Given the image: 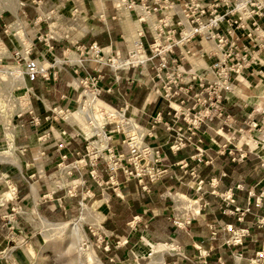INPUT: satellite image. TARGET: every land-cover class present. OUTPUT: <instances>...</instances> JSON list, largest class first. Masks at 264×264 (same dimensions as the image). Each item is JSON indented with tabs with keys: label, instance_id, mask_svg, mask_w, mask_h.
Listing matches in <instances>:
<instances>
[{
	"label": "built area",
	"instance_id": "obj_1",
	"mask_svg": "<svg viewBox=\"0 0 264 264\" xmlns=\"http://www.w3.org/2000/svg\"><path fill=\"white\" fill-rule=\"evenodd\" d=\"M18 1L20 7L31 5L35 10L42 12L34 19L35 26L40 25L44 20L47 21L45 16L55 18L57 22L61 20L60 17L62 19L64 17L59 12L58 6L52 7L45 15L42 8L43 0ZM123 2L126 3L130 13H136V20L141 26L136 46L132 49L129 47L126 56H123L119 50H114L111 45L101 46L93 42L89 46H77L78 54L75 53V58L73 61L70 60V63L68 61L70 58L66 56L70 49H64L65 61H62L54 52L53 42L61 41L63 38L68 39L66 32L59 28L62 35H50L51 24H49L46 33L38 30L32 38L18 17L4 25V33L11 38V25L14 23H18L24 31L28 43L25 52L19 50L12 38L11 40L15 44L16 56L25 59L24 67L22 63L20 67L23 68L22 73L25 79L30 83L40 77L46 81H57L60 73L66 69V65L73 68L75 77L67 81V87L75 91L83 88L77 100V107L81 106L82 99L87 93L97 99H102L105 91L114 93L115 85L123 79L122 72L138 69L148 76L140 82L149 89L147 101L156 104L164 102L167 109L166 111L156 110L147 125L137 122V131L139 134L142 131L143 149L132 136L126 133L124 127H116V124L111 122L103 126L107 140L106 146L102 149L93 144L99 139L98 135L86 138L77 133L66 141L63 135L67 131L61 130L59 137L53 130V126H50L48 131L37 129L34 141L36 149L40 148V154L44 155L46 147L43 144L53 136L56 140L53 147L61 155L58 166L62 168L69 158V153L66 151L68 142L76 136H82L87 142L86 153L78 152V158L69 162L72 168L78 167L77 164L80 162L85 168L90 167V176L100 186L109 183V180L117 177L120 172L125 180L137 179L143 191L150 192V186L146 180L156 183L164 176L171 174V170L164 166L168 156L163 153L161 146H153L147 141V138L156 137V129L159 125L172 134L169 148L173 153L192 146L195 152L191 159L198 163H209V160H205L208 148L203 147V127L210 126L209 124L215 120L221 125L219 132L223 133L228 127H233L236 119L227 113L226 107L236 92L237 85L251 80H257L259 84L264 85V0H123ZM112 3L118 14L120 6L115 3V0H112ZM138 6L142 8V14L138 11ZM78 12L77 8L72 13L71 17H74V21L78 19ZM99 16L106 20L105 16L101 14ZM0 39L9 49L8 42L1 36ZM35 40L42 43L43 49L38 56L33 57ZM48 54L54 56L55 61L60 63L58 69L51 71L55 65H48ZM106 66L113 73L114 83L108 87L102 86L106 79L104 70ZM90 69L93 72H90ZM125 79L128 82L135 81L129 76ZM19 89L23 88H15L11 93L13 99H17L14 105L17 112L11 114L9 121L14 129V145L17 127L29 124L39 128L43 123L42 117L35 112L31 103L30 92L40 99L33 87L28 88L27 94L17 97L16 92ZM0 93L3 96L0 106L5 107L6 104L12 103L6 100L4 93ZM26 95H28L30 106L22 108L21 98ZM60 96L61 100L69 97L66 93ZM43 103L48 112L44 120L50 124L55 121L54 119L58 120V115L66 120L64 113L71 110L62 105L50 106L44 99ZM116 110L128 117L125 107L116 108ZM26 114H29V119H24ZM17 119L20 121L19 124L14 123ZM249 122L257 125L256 121ZM106 126H111L109 132L105 130ZM238 130L241 132L244 129ZM118 134L123 136L122 143L127 145L128 154L118 151L113 144L114 137ZM29 142L32 143L30 139ZM29 142L20 148L27 151L30 147ZM223 145L227 146L225 143ZM217 152L224 153L225 149ZM230 153L233 154L234 151L230 150ZM101 163L106 166L105 171L109 175L107 181H104V175L99 169ZM177 164L185 173L196 177V170L189 171V162L186 159L180 160ZM196 181L199 183V191L202 189L204 180ZM85 183L86 180H83L82 184ZM14 190L16 192L17 187H14ZM7 218L9 222L14 219L11 215ZM174 223L177 225L176 221ZM259 223L261 227L264 226V218H261ZM249 232L246 228L238 230V238L232 244H242L243 237ZM107 244L106 248L104 244L103 249L109 251L111 243ZM257 253L250 264H264V249ZM243 258L241 252L235 254L238 263Z\"/></svg>",
	"mask_w": 264,
	"mask_h": 264
},
{
	"label": "crops",
	"instance_id": "obj_2",
	"mask_svg": "<svg viewBox=\"0 0 264 264\" xmlns=\"http://www.w3.org/2000/svg\"><path fill=\"white\" fill-rule=\"evenodd\" d=\"M46 1V0H44ZM61 1V0H59ZM74 1V0H72ZM80 3L82 11H87L94 16H99L100 14H105L106 20L104 18L101 21H90L88 23V27L85 26V32L82 37L76 41L77 46H89L93 42H97L101 46H109L111 45L114 50H119L123 56H126L128 53V49L130 46L133 47V40L137 35V30H141V26L138 20H134V16L128 10L127 6L124 5L120 7L119 13L116 15V11L114 9V5L112 0H77ZM118 0H115L117 4ZM30 6V7H29ZM28 11L27 16L34 20L38 12L28 5L26 7ZM85 16V15H84ZM17 18L15 15H9L8 20L1 17L2 25L0 27L4 31V25L11 21H14ZM124 18V22H123ZM119 20L122 28V33H116V27L114 24L116 22L109 20ZM0 22V23H1ZM35 29V27H33ZM87 28V30H86ZM124 38V40L122 39ZM54 43V42H53ZM66 43V42H62ZM55 48H60V41H55ZM63 50V47H61ZM41 50L35 48V54L38 56ZM66 70V69H65ZM106 73V79L102 83V86L108 87L113 84V73L108 66L104 68ZM68 71V69H67ZM90 72H93L90 69ZM65 73V72H64ZM63 71L60 73L59 79L57 81H46L43 78H39L37 81L33 83V87L43 96L45 102L50 106L62 105L63 107L69 106L65 100H60L56 98L53 94L55 90H58V86L61 87V82L63 79ZM123 79L120 83L115 85V92L108 93L103 92L102 99L107 103L111 104L116 108L125 107L127 110V116L132 117L131 119L136 122H140L141 124L147 125L150 117L156 112V110L162 109L166 111V105L164 102L160 104H156L155 102L147 101L148 95V87L144 84L141 85V79L145 80L148 76L145 73H141L138 69H131L130 71L122 72ZM129 76L132 79H135L134 82H128L125 77ZM140 80V81H137ZM69 81V80H68ZM252 81V80H251ZM63 89V93L71 94L72 90L68 88L65 84ZM240 85V84H239ZM70 99V96L68 97ZM76 102V100H74ZM237 101V102H235ZM237 103V104H236ZM252 104V103H251ZM240 103L238 98L234 96L230 99V102L227 103V113L232 115L234 119H236L235 128H249V121L246 119V116H242L243 111L240 109ZM48 114L45 107H42L41 111L38 113L42 117V126L36 128L32 125H25L23 129H19V134L17 135L16 143L19 146L27 145L29 139L33 137L36 133L37 129L46 130L50 129V126H53V130L56 132V125H51L49 122H46L45 116ZM258 122V121H257ZM80 124V123H79ZM82 124V123H81ZM210 124L217 125V120L211 122ZM209 124V125H210ZM59 125V124H58ZM84 127V126H83ZM86 130V128H84ZM213 129V128H212ZM59 130H71V125H68L66 122H62L59 125ZM203 131L206 133L212 134L209 126H204ZM167 136V139L165 138ZM213 135V134H212ZM165 136V137H164ZM123 136L118 134L115 135L113 141L114 145L120 152H124L128 154V147L126 144L122 143ZM151 139L152 143L149 142ZM217 139L224 143L223 136H217ZM172 140V134L167 132L162 125H159L156 129V137L155 138H147L148 143L153 146H161L164 154L168 156V160L164 163V166L168 167L171 170V174L168 177H164L160 181L156 183H151L149 180L146 182L150 186V192H145L142 189L141 184L137 179L125 180V177L121 174L120 184L117 187L112 185H106L103 189L105 193L108 194V204L106 206V219L103 222L104 227L111 231L117 237H124L128 240V248H116L114 244H112V250L110 253L103 252L104 256L109 260L108 263L113 262L112 257H120L122 259L125 258V252H131V248L135 246L137 243L135 239V235L132 230V225L130 227L129 224L121 225V229L118 227L114 228L111 224V221L114 219V209L113 205L116 203L124 204L131 203L136 205V215L142 221L138 223L139 230L145 231L147 234L151 235L152 239L156 242H168V243H178L182 246L184 255L187 258L171 256L166 254L165 258H163L164 262L167 264H238L234 254L236 252H242L244 255V259H249L254 256L256 251L261 248L262 243L264 242V227H257L256 221L260 218H264V207L253 209L244 219V221L238 220L237 214H227L223 209L224 198L219 196H214L211 194L203 193L201 200L206 201L209 206L204 209L201 213L200 217H196L192 224L187 226L186 228H178L171 219V199L168 197L161 196L166 189L171 186L172 188L180 189L184 191L185 194L191 195L194 197L198 196V193L190 187V182L187 184L182 180V168L177 164L182 159H189L194 152V147H187L177 153H173L169 144ZM35 141L31 143L32 146H35ZM86 145L87 142L80 136H76L71 139L66 147V151L69 153L68 163L78 158V152L80 154L86 153ZM35 147H28L26 152H30L29 157L33 153V149ZM247 149V148H246ZM252 155L250 157L249 163L253 162V165L250 166L249 170L243 174L235 177L231 175L230 182H222L220 185V189L233 186L235 183L240 182L242 178H245L243 183L246 188L249 189V193H251V189H255L257 192L264 190V178L259 176L258 168L259 163L262 161L260 157L257 155L258 153L251 151ZM217 153V154H216ZM207 155L209 157H216L217 165L219 167H214L210 169L208 175H206V179L209 177L216 178L219 183V179L216 175H219L220 170L222 169V165L220 164V156H218V152L215 149H209ZM259 157V158H258ZM61 160L60 153L51 145V147L46 148L45 154L42 155L41 163L46 171V173H51L55 170V167ZM188 161V160H187ZM193 161V160H192ZM191 166H197L199 169H202L207 164L202 163L198 164L196 161H193ZM29 164V162H28ZM32 163H30V166ZM55 166V167H54ZM105 164L101 163L99 165V169L102 173H104V180H109V175L105 171ZM19 169L13 170L11 165L3 164L0 162V184L2 180V175L7 173L9 175L10 181L14 183L17 187L18 195L17 199L9 201L8 204L4 205L0 203V240L4 241L7 236H9L13 231L10 228V222H6L4 219L5 214H7L11 209L15 207V205L20 204L23 206V203L31 202L33 198V206L30 209V212L34 216H39L47 219L48 221L52 220L55 222L52 223H63L58 222L61 219H64L68 216V211L63 205L62 198H60L57 194L56 184L59 183L61 186H65L67 184L66 181H55L51 186L45 184L43 181L39 182V180H33L29 175V167L22 168L17 167ZM206 168V167H205ZM28 169V170H27ZM85 174L83 177L86 180V184L89 189H91L94 193L101 194L100 185L90 176L89 169L90 167L85 168ZM262 170V169H261ZM173 174V175H172ZM167 178V179H166ZM171 180H168V179ZM190 177H186V180H189ZM217 183V184H218ZM208 189V186H207ZM231 192L232 189L230 188ZM1 191V188H0ZM180 191V192H181ZM227 191V190H226ZM1 193V192H0ZM237 193V206L245 207L247 203H250L255 200L253 196H245V192L236 191ZM142 194V198H139ZM147 194V196H145ZM40 201V203H39ZM23 202V203H22ZM39 207V208H38ZM40 210L41 214H38L36 209ZM8 216V215H7ZM6 216V218H7ZM50 219V220H49ZM57 221V222H56ZM51 222V221H50ZM22 228L21 229L24 236H27L28 233L31 234L30 238L32 240H28L26 244L28 250L24 249L25 254L19 251L16 254V261L14 264H33L34 263V255L32 251H37V247L39 246V239H34L33 228L30 224H28L25 220L21 221ZM214 225L217 227V231L220 235L217 239L212 238V229L210 225ZM232 226V229H240V228H249L250 236L245 237L242 245H229L227 244V239L231 236V231L228 226ZM24 230V231H23ZM20 231V230H19ZM243 241V240H242ZM41 244V243H40ZM154 244L148 241V245L151 246ZM149 248H146L147 251ZM144 250V249H143ZM29 251V252H28ZM144 251V252H145ZM206 255V256H205ZM163 262V261H162ZM0 264H4L0 261Z\"/></svg>",
	"mask_w": 264,
	"mask_h": 264
},
{
	"label": "rangeland",
	"instance_id": "obj_3",
	"mask_svg": "<svg viewBox=\"0 0 264 264\" xmlns=\"http://www.w3.org/2000/svg\"><path fill=\"white\" fill-rule=\"evenodd\" d=\"M54 6H58L57 8L59 12L65 18L63 17L62 19V17H60L61 20L57 22L56 21L57 19L52 18V17L48 18L45 16L47 21L44 20L42 23H40V25L35 26V21L32 20L29 17V15L28 16L26 15L28 14V11L26 10V7L28 6L20 7L18 0H0V20H1V17L8 20L9 15L17 16L23 22L28 35L32 38L35 37L34 35L38 30L41 31V33H46L49 29V24H52L53 22H56V24L58 25L56 30L59 31V28L62 26L65 27V31L68 30L69 26L75 22L73 19L74 17H71V16H72L73 11L77 8L79 10L78 12L79 22L78 23H80L81 27H85V26L88 27V23L90 21L92 22V21L102 20L100 16H94L95 14H92L87 11H82L80 3H78L77 0H74V1L72 0H61V1L46 0L44 1L43 0L42 8H43V11L45 12L44 14L46 15L48 11ZM36 11L38 12V15L42 14L41 11H38V10ZM132 14L135 17L136 13L132 12ZM116 15H117V11H116ZM134 20L136 21V17L134 18ZM109 21L116 22V24H114L116 27V33L121 34L122 28L120 25V21L118 19L109 20ZM123 22H124V18H123ZM0 25H2V22L0 23ZM33 27H35V29ZM81 30L80 32L78 29L74 31L70 30L69 31L70 37L68 39L63 38L60 41V46H59L60 48L58 49L55 48L54 52L56 56L61 58L62 61H65L64 49L65 50H67L68 48L70 49L66 53V56L70 58L68 59L69 63L74 60L75 53L78 54V51H77L78 44H76L77 43L76 41H78V39L82 37L84 33H87V31L82 33ZM7 39L6 41L9 44V49L11 53L6 55L5 53L0 52V92L1 90L3 91L6 88V84H7L6 71H14L16 67H18V69L23 70L22 67H24V63H25V59H21V57L16 56L15 44L12 42L11 38L7 37ZM122 39L124 40L123 37ZM36 42H38V40H35V43ZM62 42H66V43H62ZM35 47H37L38 50L43 49L41 42H38V44ZM61 47H63V50L61 49ZM47 61H48V65H51V66L55 65V68H51V71L58 69V67L60 66V63L56 62L54 56H52L51 54L47 55ZM20 63H22V67H20ZM138 71L141 72L140 70ZM63 73H64L63 79L67 86V81L75 77L73 68L69 65H66V70H63ZM64 81L61 82V85H60L61 87L58 86L57 88L58 90H55V93L53 92L54 96L56 98H59L60 100H61L60 95L63 93V89H64L62 87H65ZM26 82L28 84V87L17 90L16 92L17 97L27 94L28 88L31 89L33 87V83H30L29 81H27V79H26ZM33 90L35 91L36 95L40 97L39 99L32 92H30L31 103L33 105L35 112L38 114L41 111L42 107H45L43 103L44 98L42 95H40V93L34 87H33ZM82 90L83 88H81L79 91L72 90L71 94H69L70 99H65V102L69 104V106H65L66 108H70L71 110H74L77 108L78 106L77 100ZM233 96L235 98L236 97L238 98V101L241 105L240 109L243 111L242 116L243 115L246 116V119L248 121H251V120L256 121V122L258 121L257 125L250 124L249 122V128L244 129L241 132L238 130L239 128H235V125H234L231 128L228 127L222 133V132H219L220 127H221L220 124H217V125L210 124L209 128L212 131L213 135L210 133L204 132V146L203 147L208 148V150L215 149L217 151H223V149H225L224 153L218 152V154L219 155H224V154L235 155L238 161H242L243 158L246 156L247 152L252 153L251 151H253V152L258 153L257 155L260 157V160L262 161L261 163H259L258 173H259V176H262L264 178V85L259 84L257 80L245 81V84L242 83L240 85H237L236 92L233 94ZM2 100H3V96L0 95V104L3 102ZM74 100H76V102ZM249 118L251 120H249ZM24 119H29V114H26L24 116ZM54 120L55 121L51 123V125H56L57 126L56 131H59L60 133L59 125L62 124V122L67 123V121L64 120L61 115H58V120L56 119ZM79 121L80 123H82V125L85 128L86 125L83 119H80ZM14 123L19 124L20 123L19 119H17ZM19 129H23V127L19 126L16 128L15 140H17ZM110 129H111V126H106L105 128V130H107L108 132ZM48 130L49 129H46V131ZM73 135H77V132H75L74 128L71 126V130L70 131L67 130V133L63 135V139L68 141L70 137ZM167 136L168 135L164 137L167 139ZM217 136H223L224 143L227 144L226 147H224L225 146L223 145L224 143H221V141L217 139ZM82 138L84 139V137ZM33 140H35V137L34 139L33 137L30 138V141L32 143H33ZM55 141H56L55 138L52 136L48 141H46L43 144V146L46 148L51 147V145H53ZM149 142L152 143L154 141L149 139ZM30 147H35V146H32L30 144ZM32 149H33V153L29 157L30 152L28 153L22 148H20V146L17 145L16 141H15V145H13L10 142H8L7 139H5L4 132L2 128L0 127V162L1 163L11 165L13 170L19 169L17 167H21V165H22V168L29 167V170L28 169L27 170L29 171V175L32 177L34 181L35 180H39V182L43 181L45 184L49 186H51V184H53V182L55 181H61V180L66 181V179L68 178L67 184L65 186H61L59 185V183L56 184V189H58L56 195L62 198L63 205L68 211V216L64 219L59 220L58 222H72L73 220L80 219L81 224L83 226L82 228H83L84 238L79 239L72 231L52 232L50 233L51 239L45 238V234L47 232L43 228L37 225V222H40L41 217L39 216L33 217L32 213L30 212V209L33 206V198H32V201L30 203L22 202L23 206H21L20 204H17L15 205L14 209L12 208L11 211L5 214L4 219H6L5 220L6 222H9L8 218H6L7 215H11V217H14V219L10 223V227H14V228L11 229L13 232L9 236H7V238H5L4 241L0 240V261L4 264H14L16 261V254L19 251L25 254L24 249H26V251L28 250L26 244L28 243V240H32L30 238L31 234L28 233L27 236H24L25 233L21 232L22 231L21 229H23L21 221L25 220L33 228V232L35 233L33 235L34 239H39L40 241L39 246L37 247L38 248L37 251H34V250L32 251V254L34 255V260H35L33 264H88L86 255L90 249L94 251V253L100 258L103 264H109L108 263L109 260L102 253V250H103L102 248L104 247V244H105V248L108 246L107 244L108 242L111 244H114V246H116V248L118 249L126 248V247L128 248L127 239H125L124 237L115 236L111 231L107 230L103 224V222L106 219V206L108 204V199H109L108 194L105 193V190L103 188L106 185H112V186L117 187L118 184H120V179H121L120 172L117 175V177L115 176L113 179H110L109 183H104L103 185L100 186L101 194L98 195V193H94L92 190L90 191L86 183L84 185L82 184L84 180L82 176L86 175L84 173L86 169H84L85 167L82 166L84 165L83 163L80 162V164H77L78 167L76 168H71L70 170L65 169L66 171L63 170L62 173L60 172L61 167L57 165L56 167L54 166L55 170L48 174L46 173L41 163L42 155L40 154V148L39 149L32 148ZM230 150H233L234 153L233 154L230 153ZM237 153H239L238 156H237ZM214 159L215 157H213V155L212 157H209L208 159L207 154H206L205 160H209V163L207 164L205 162V164L214 165L215 164ZM30 163H32L31 164L32 166H30ZM65 164L70 165L71 163L66 162ZM198 164H202V163H198ZM243 176H245V174H243ZM164 177H168V175ZM168 180H171V179L169 178ZM239 181H240L239 188L244 189L243 181H245V178H242V180H239ZM14 183L10 181L9 175L7 173L2 175V180L0 184V188H1L0 203H2L3 205L4 203L8 204L9 201L17 199L18 191L15 192L14 187L16 186ZM217 183L218 182L216 178H211L210 184L212 188L211 187L209 188V194L224 198V201H226V204L224 205L225 208L223 210H227L229 214H234V213L237 214L238 216L242 217V219H240V217L238 219L240 221H244L243 216L245 212L250 210L249 207H247L244 210L242 207H237L235 210H232V209L229 210L228 209L229 206H231L235 202V199L233 198L234 194L233 192H231L230 189L225 192L219 191L217 188L219 183L218 184ZM77 185H80V186L78 187ZM198 186H199V183L196 180H193V182L190 183V187L195 188L197 190V193H198L197 197L187 195L185 194L184 191H181L178 188L174 189L171 186H169L166 189V191L161 195L163 197H168L171 199V204H172L170 208L171 209V219L173 222L176 221L177 226H179L180 228H186V225H188L190 219L200 217L204 209H206L210 204L208 202H203L201 200L202 194L199 193L200 190L198 191ZM205 190L207 192L206 187H205ZM178 194H184L187 196V198L177 197ZM139 195H140L139 198H142L143 195L142 194H139ZM249 196H255L257 198L256 204L258 208L264 207V199H263L264 190L263 189L259 192H257L255 189H251V193H249ZM113 206H114L113 209H114L115 217L111 221V224L114 226V228L118 229L119 227L121 229L122 224L124 225L125 223V225H127L130 222L129 225L130 227L132 225V230L135 235L134 237L138 244H136L135 246L131 248V252H127V251L125 252L124 259L117 257L115 258L113 262H110L111 264H167L166 262H164L163 258H165L166 254L168 253H169L168 255H171V256L187 258L184 255L183 248L180 244L173 243V242L172 243L156 242L152 239L151 235L147 234L145 231L142 232L139 230L138 223L141 222L142 220L139 219L138 217H135L137 207L136 205L132 204V202L124 203V204L116 203V205H113ZM38 208L36 209V211L38 212V214L42 215L40 210H38ZM243 212L244 214H242ZM31 218L32 219L34 218V219L32 220ZM81 218H84V219L81 220ZM260 219L256 221L259 227H261L259 225ZM50 221L55 222L52 220ZM210 228L212 229L213 239H217L219 236L223 237L222 235L218 233L217 228L213 224L210 225ZM228 228L231 231V236L229 237V239H227L226 242L229 245H234L232 243H234L235 240L238 238L237 237L238 230L242 228L232 229L231 225L228 226ZM246 229H249V228H246ZM248 235H250V232ZM149 240L150 242L154 243V244H151L152 248H150L151 246L148 245ZM167 244L169 246H167ZM238 245H241V244H238ZM146 248H149V249L145 251ZM263 249H264V242L262 243L261 248L258 250V252L259 251L262 252ZM128 250L130 249L128 248ZM159 257H162V258L159 259V261L156 260ZM253 258L254 256L250 257L247 260L243 258V260H241L240 263L238 262L237 263L238 264H250Z\"/></svg>",
	"mask_w": 264,
	"mask_h": 264
},
{
	"label": "bare ground",
	"instance_id": "obj_4",
	"mask_svg": "<svg viewBox=\"0 0 264 264\" xmlns=\"http://www.w3.org/2000/svg\"><path fill=\"white\" fill-rule=\"evenodd\" d=\"M125 4L126 3H124L123 0H118L117 2V5H119L120 7L124 6ZM137 9L141 14L143 13L142 8L140 6H138ZM78 20L79 19H77L73 24H71L68 30L66 31H65L64 26L60 27L62 31L66 32V36L68 38L70 37L69 36L70 30L74 31L78 29L80 32L82 28L81 30L82 33L85 32V27H81L80 23H78L79 22ZM57 27L58 25L56 24V22H53L51 24L50 35H53V36L60 35L59 33H61V30L59 29L60 32L56 30ZM139 32L140 31L137 30V35L133 40L134 45L133 47L130 46L131 49L136 46V43L138 41ZM11 38L15 42L17 48L25 52L26 47L28 46V43L25 39L24 31L21 29L18 23H14L11 25ZM0 52L5 53L6 55L11 53L10 50L7 48V46L3 43L1 39H0ZM6 77H7L6 88L3 91L1 90V92L4 93L6 100L12 103L6 104L5 107L4 105L0 106V127L2 128L4 132L5 139H7L8 142L14 145V129H13V126H10L9 121H10L11 114L13 112H17V109L14 108V105L16 103L15 101H17V99H13V96L11 95V93H12V90L15 88L28 87V84L22 73V70L18 69V67H16L14 71H6ZM21 100L23 101L22 108H26L30 106L28 95L24 96V98H21ZM64 117L68 121V123L72 125L75 132L84 135L86 138H90L93 135H98L99 139H97L93 144L99 147L100 149L106 146L107 134L104 131L103 126L107 122L116 124V127H124L126 130V133L129 136H132L135 139L136 143H139L142 149L144 147V144L142 142V137H141L142 131L139 134V132L136 129L137 122L131 118L125 117L122 112L116 110V108H114L113 106L105 102L104 100L95 98L92 94L87 93L86 95H84L81 106L77 107L74 110H70L68 113H64ZM80 119H83L86 125L85 127L86 130L84 129L83 125L80 123L79 121ZM56 135L59 137L61 136L59 131H56ZM71 168H72V165H65L60 169V172L62 173L63 170L65 169L70 170ZM177 197L187 198V196L184 194H178ZM83 219L84 218H81V220ZM37 225L43 228L47 232L45 234V238L47 239L50 238V233L52 232H67V231H72L79 239L84 238L83 228H82L83 226L81 224L80 219L73 220L72 222L52 223L48 221L47 219L41 217L40 222H37ZM167 246L169 245L167 244ZM86 256H87L86 258H87L88 264H103L100 258L91 249L89 250ZM161 258L162 257H159L156 260L159 261V259Z\"/></svg>",
	"mask_w": 264,
	"mask_h": 264
},
{
	"label": "trees",
	"instance_id": "obj_5",
	"mask_svg": "<svg viewBox=\"0 0 264 264\" xmlns=\"http://www.w3.org/2000/svg\"><path fill=\"white\" fill-rule=\"evenodd\" d=\"M0 36L2 37V38H4L5 40L7 39V35L4 33V31H3V29L0 27ZM8 40V39H7ZM39 42V41H38ZM38 42H36V45L38 44ZM54 44H55V41H54ZM36 48V47H35ZM35 48H34V52H33V56H37L36 54H35ZM41 78V77H40ZM39 79V78H38ZM38 79H36L35 81H33L32 83H34V82H38L37 80ZM189 147H192V146H189ZM187 148V147H186ZM239 155V153H237V156ZM251 153L250 152H247L246 153V156L243 158V160L242 161H238L237 159L236 160H234V158H237L235 155H229V154H224V155H218V156H220V164L222 165V169L220 170V172H219V175H216V177L219 179V184H218V186H217V188H218V190L219 191H221V192H225L226 190H229L230 188L232 189V191H233V194H234V199H235V202H234V204H232L231 206H229V210L230 209H232V210H235L237 207H240V206H237V193H236V191H242V192H245V196H248L249 195V189L248 188H246V186H245V184H243L244 185V189H240L239 188V185H240V182H238V183H235V185H231V186H229V187H226V188H223L224 190H221L220 189V185H221V183L222 182H230V177H231V175H234L235 177H237V176H239V175H241V174H243V173H245L247 170H249V168H250V166H252L253 165V162H250L249 163V161H251V160H249L250 159V157H251ZM192 156V155H191ZM191 156L190 157H188L189 159H187L188 160V162H189V171L190 170H192V169H195L196 170V177H193L190 173H185L184 172V170L182 169V180L187 184L188 182H190V181H193V180H200V179H202V180H204V182H203V185H202V189L199 191V193H201V194H203L204 192H206V190H205V187L207 188V186H208V189H207V193L209 194V188L211 187V184H210V181H211V178L212 177H209V178H207L206 179V175H208L209 174V172H210V169L211 168H213V165L212 164H209V165H206V166H204L202 169H199V167H195V166H191V161H192V159H191ZM213 157H214V155H213ZM207 158L209 159V156L207 155ZM193 162V161H192ZM214 162H215V167L217 166V167H219V165H217V159H216V157H215V159H214ZM198 163V162H197ZM219 163V162H218ZM206 167V168H205ZM186 177H190V179L189 180H186L185 181V178ZM130 181V180H129ZM212 188V187H211ZM196 192H197V190L195 189V188H193ZM145 196H147V194H145ZM253 198H255V200L254 201H252V202H250V203H247V205H245V207L243 206L242 208H243V210L244 209H246L247 207H249V211H247V212H245V214H244V216H243V220L245 219V217L250 213V212H252L253 211V209H258V206H257V204H256V200H257V198L255 197V196H253ZM264 199V198H263ZM203 200V199H202ZM203 202H206V201H203ZM225 202V201H224ZM226 203V202H225ZM224 211H226V213L228 214V212H227V210H224ZM235 214V213H234ZM240 216H238V218H239ZM195 218H193L192 220H191V222H190V224H192V222H193V220H194ZM239 220V219H238ZM174 223V222H173ZM104 224V223H103ZM175 224V223H174ZM176 225V224H175ZM105 226V225H104ZM177 226V225H176ZM187 226H189V224L187 225ZM178 228H180L179 226H177ZM257 227H259L258 225H257ZM264 227V226H263ZM217 228V227H216ZM259 228H262V227H259ZM249 231H250V229H249ZM250 234H251V232H250ZM247 236H250V235H247ZM247 236H245V237H247ZM245 237H243V242H244V239H245ZM243 244V243H242ZM241 244V245H242ZM110 247H111V249L109 250V251H106L105 249H103L102 250V253L103 252H106V253H110L111 252V250H112V244L110 245ZM242 253V252H241ZM243 254V253H242ZM243 257H244V255H243ZM112 259L114 260L115 259V257H112Z\"/></svg>",
	"mask_w": 264,
	"mask_h": 264
}]
</instances>
